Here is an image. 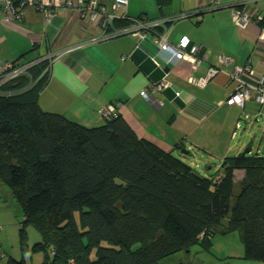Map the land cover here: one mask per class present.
<instances>
[{
	"label": "trees",
	"instance_id": "16d2710c",
	"mask_svg": "<svg viewBox=\"0 0 264 264\" xmlns=\"http://www.w3.org/2000/svg\"><path fill=\"white\" fill-rule=\"evenodd\" d=\"M251 17L264 29V18ZM132 20L115 18L111 29ZM24 57L8 63L24 72L0 84L2 202L22 215L20 246L31 224L42 264H160L237 232L243 257L264 261V154L227 156L216 174L201 176L183 162L193 154L182 144L139 138L117 112L85 127L42 111L52 58ZM235 171L243 176L234 197ZM5 264L26 263L7 256Z\"/></svg>",
	"mask_w": 264,
	"mask_h": 264
},
{
	"label": "crops",
	"instance_id": "0c3cea01",
	"mask_svg": "<svg viewBox=\"0 0 264 264\" xmlns=\"http://www.w3.org/2000/svg\"><path fill=\"white\" fill-rule=\"evenodd\" d=\"M65 1L71 2L72 8L62 6ZM78 1L58 0L55 17L50 21L32 8L25 9L18 23L0 20V73L4 64L22 55L25 57L20 62L53 57L47 84L38 96L42 111L96 127L104 123L100 111L114 105L137 137L154 141L164 149L182 144L183 149L207 158L206 165L227 157L237 131L245 130L239 123L242 117H252V122L264 117V105L255 103L252 96L242 108L226 104L238 89L231 78L235 67L246 69L245 80L250 84L264 79V40L260 39L264 29L255 23L238 28L230 9L239 8L263 19L264 0H170L163 6L155 0H127L124 7L117 8L114 17L119 21L168 20L184 14L168 24L164 38L175 46L186 37L200 47L203 61L197 69L193 68L194 57L187 53L172 66L157 68L150 60L153 55L159 53L163 60L170 56L159 52L150 32L143 40L120 35L90 42L101 34V29L97 23L79 17ZM94 1L107 13L113 12L115 0ZM155 31L163 33L161 29ZM7 49H11L8 56ZM210 70L214 71L212 75H208ZM161 78L170 87L153 94L149 102L143 100L140 91ZM236 176H240L239 183L243 173L235 171L233 183ZM185 255L169 264H207L203 259L190 260L189 251ZM5 258L7 254L0 252V264Z\"/></svg>",
	"mask_w": 264,
	"mask_h": 264
},
{
	"label": "built area",
	"instance_id": "2783aa9c",
	"mask_svg": "<svg viewBox=\"0 0 264 264\" xmlns=\"http://www.w3.org/2000/svg\"><path fill=\"white\" fill-rule=\"evenodd\" d=\"M126 3L127 0H115L112 6L113 12L109 14L103 7L98 6L94 0H91L88 3H84L81 0L78 1L76 9L79 13V17L92 24L97 23L96 25H98L101 29V34L97 38L92 39L90 42H99L120 35H131L143 40L145 38V34L150 32L153 34L154 42L159 46V52L170 56V58L163 60L159 53L153 55L150 60L157 68L172 66L174 62L181 60L183 55L186 53L194 57L193 68H198V66L203 61V58L200 56V47L192 45L189 39L186 37H182L175 46L169 45L164 38V32L167 30V26H165L166 23L171 24L184 17V14L174 16L168 20L134 19L132 20V24H130L128 27L112 30L111 26L112 21L115 19V11L121 6L124 7ZM58 6V0H0V20L4 23H18L20 22L25 9L32 8L41 13L46 21H50L55 17V10ZM64 6L67 8H72V3L65 1ZM230 15L233 24L240 29H246L251 24H256V21L251 17V15L242 12L239 8H231ZM156 29H161L163 33H158V31H155ZM260 36V39L264 40V33H262ZM48 58L53 57L50 56ZM51 64L52 60L50 65ZM25 68L26 67L24 66L13 68L11 64H5L3 66L4 75L1 76L0 84L21 75ZM245 71L246 69L244 68L235 67L231 73V78L238 83V89L236 93L228 98L226 104L228 106L237 105L242 108L244 102L252 96L255 103L263 106L264 79H259L257 82L250 84L245 80ZM213 73L214 71L210 70L208 75H212ZM169 87L170 84L164 78H161L157 83L148 84L143 90L140 91L139 96L143 100L149 102L151 101L153 94L160 93ZM176 96H178V93H176ZM116 108L117 107L114 105L105 106L100 111L101 117H111V115L116 112ZM238 128L239 125L236 126V130ZM233 136H235L234 133Z\"/></svg>",
	"mask_w": 264,
	"mask_h": 264
},
{
	"label": "rangeland",
	"instance_id": "374dc122",
	"mask_svg": "<svg viewBox=\"0 0 264 264\" xmlns=\"http://www.w3.org/2000/svg\"><path fill=\"white\" fill-rule=\"evenodd\" d=\"M64 6V2L62 4ZM65 7V6H64ZM70 9V8H69ZM11 49H7V56ZM5 65V64H4ZM3 72V70H2ZM240 119L239 123L245 130H238L236 138L230 142V147L226 153L229 157H234L239 150L241 153L250 146V155L264 154V117H256L257 122H252L253 118ZM191 158L183 157L182 160L191 166L199 175H214L217 173L220 162H210L206 165L204 158L200 153L193 151ZM207 175V176H208ZM240 176H236L233 183L232 195L234 197L239 193L240 186L237 182ZM7 186L0 182V252H4L7 256H11L16 260L21 258L26 264H42L44 253L40 251H32V246L39 242L40 235L36 228L29 224L25 227V244L26 247L20 246L19 231L22 222V215L13 212L2 201L8 193ZM3 196V197H1ZM7 199V198H6ZM106 246L105 243H103ZM185 252H180L172 257L171 260H163L162 264H169L174 259H184ZM93 258V256H92ZM190 260L203 259L207 264H264V261L247 260L243 257V244L237 232H231L226 235H217L212 239V244L208 251L203 250L199 245H194L189 249ZM6 258L1 264H5Z\"/></svg>",
	"mask_w": 264,
	"mask_h": 264
},
{
	"label": "water",
	"instance_id": "95a60500",
	"mask_svg": "<svg viewBox=\"0 0 264 264\" xmlns=\"http://www.w3.org/2000/svg\"><path fill=\"white\" fill-rule=\"evenodd\" d=\"M186 150L185 149H183L182 150V153H184ZM250 151H251V148H250V146H248L242 153H240V155L241 156H244V155H246V154H249L250 153Z\"/></svg>",
	"mask_w": 264,
	"mask_h": 264
}]
</instances>
